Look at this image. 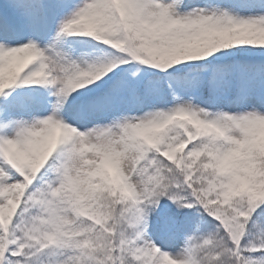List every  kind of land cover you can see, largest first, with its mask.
I'll list each match as a JSON object with an SVG mask.
<instances>
[{"label": "snow or ice", "instance_id": "1", "mask_svg": "<svg viewBox=\"0 0 264 264\" xmlns=\"http://www.w3.org/2000/svg\"><path fill=\"white\" fill-rule=\"evenodd\" d=\"M0 264H264V0H2Z\"/></svg>", "mask_w": 264, "mask_h": 264}]
</instances>
